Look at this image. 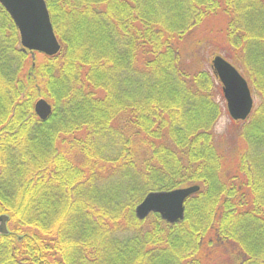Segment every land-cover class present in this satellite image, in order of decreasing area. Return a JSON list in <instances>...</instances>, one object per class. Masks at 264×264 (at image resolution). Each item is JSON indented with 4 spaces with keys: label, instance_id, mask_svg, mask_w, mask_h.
<instances>
[{
    "label": "trees",
    "instance_id": "1",
    "mask_svg": "<svg viewBox=\"0 0 264 264\" xmlns=\"http://www.w3.org/2000/svg\"><path fill=\"white\" fill-rule=\"evenodd\" d=\"M44 1L60 50L34 62L0 5V264H264V0ZM219 13L217 49L258 100L229 157L221 85L179 47ZM190 185L182 221L135 217Z\"/></svg>",
    "mask_w": 264,
    "mask_h": 264
},
{
    "label": "water",
    "instance_id": "2",
    "mask_svg": "<svg viewBox=\"0 0 264 264\" xmlns=\"http://www.w3.org/2000/svg\"><path fill=\"white\" fill-rule=\"evenodd\" d=\"M0 5L16 26L24 51L38 52L46 56L59 52L60 44L54 34L44 0H0ZM211 67L222 86L230 117L234 121L245 120L253 108V98L247 81L234 66L220 56L213 58ZM33 110L39 120L45 121L52 113V106L44 98H39L35 101ZM199 188L198 185H190L172 190L149 191L136 205L135 217L141 221L155 213L166 223L180 222L184 219L185 200ZM8 219L6 214L0 215V233H7Z\"/></svg>",
    "mask_w": 264,
    "mask_h": 264
},
{
    "label": "rangeland",
    "instance_id": "3",
    "mask_svg": "<svg viewBox=\"0 0 264 264\" xmlns=\"http://www.w3.org/2000/svg\"><path fill=\"white\" fill-rule=\"evenodd\" d=\"M225 21H226L225 16L219 13L216 16H211L209 17V19H206L200 26L195 28L189 35L185 36L184 40L179 44L183 58L187 60L195 57L196 58L195 63H198V66L197 65L195 66H197L198 69H203L209 72L212 71L211 63L215 54L222 57L224 60L229 62L231 65H233L228 59L225 58L223 54L225 52H222L221 50L218 51L217 49L219 47L225 48L224 46L225 44L223 43V35H224L223 29L225 26ZM43 55L44 54L42 53L32 52V55L29 56L27 60L28 62L30 58H32L31 59L32 62L35 61L34 59L41 60ZM100 94L102 95L103 93L100 92ZM252 96H253L254 106H256L258 100L256 96H254L253 94ZM45 100L48 103H50L47 99ZM216 100L219 102L220 106L222 107V114L216 122L214 132L217 136L216 139L218 140V144L220 148L226 154V157H229L227 154H230L231 152L230 139L233 137L232 136L233 132H235V130L237 129L236 126L238 125L233 123L239 121H233L232 118L230 117L227 111L225 99L222 94L217 95ZM228 247L230 248L232 247V245L228 244ZM225 252L226 250L215 251L212 254V258L214 259V261L212 263L210 261H207V264H214L215 262L224 263L226 261V254H227V253L225 254Z\"/></svg>",
    "mask_w": 264,
    "mask_h": 264
},
{
    "label": "bare ground",
    "instance_id": "4",
    "mask_svg": "<svg viewBox=\"0 0 264 264\" xmlns=\"http://www.w3.org/2000/svg\"><path fill=\"white\" fill-rule=\"evenodd\" d=\"M135 210V209H134ZM135 214V213H134ZM0 215H2V214H0ZM6 215L9 217V219H10V215L9 214H7L6 213ZM9 219H8V221H9ZM8 221L6 222V228H7V233L6 234H3V233H0V235H7L8 233H9V229H8ZM20 238V237H19Z\"/></svg>",
    "mask_w": 264,
    "mask_h": 264
}]
</instances>
